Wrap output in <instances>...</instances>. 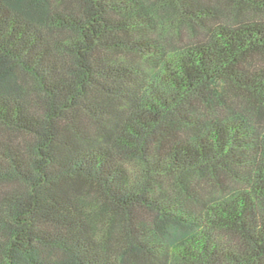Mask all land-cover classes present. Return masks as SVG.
I'll return each instance as SVG.
<instances>
[{"label":"trees","instance_id":"1","mask_svg":"<svg viewBox=\"0 0 264 264\" xmlns=\"http://www.w3.org/2000/svg\"><path fill=\"white\" fill-rule=\"evenodd\" d=\"M0 264H264V0H0Z\"/></svg>","mask_w":264,"mask_h":264},{"label":"rangeland","instance_id":"2","mask_svg":"<svg viewBox=\"0 0 264 264\" xmlns=\"http://www.w3.org/2000/svg\"><path fill=\"white\" fill-rule=\"evenodd\" d=\"M231 16H233V15L230 14V13H228V12H226V13H224L223 17L221 16V18H223V20H227V19H229ZM247 16H250V15H247Z\"/></svg>","mask_w":264,"mask_h":264}]
</instances>
